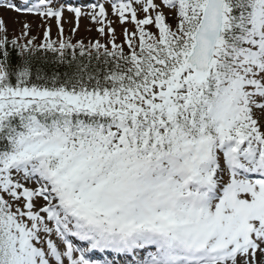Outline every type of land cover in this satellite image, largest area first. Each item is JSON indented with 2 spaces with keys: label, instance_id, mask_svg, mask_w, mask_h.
<instances>
[{
  "label": "snow or ice",
  "instance_id": "6c2138e0",
  "mask_svg": "<svg viewBox=\"0 0 264 264\" xmlns=\"http://www.w3.org/2000/svg\"><path fill=\"white\" fill-rule=\"evenodd\" d=\"M0 8V264H264V0Z\"/></svg>",
  "mask_w": 264,
  "mask_h": 264
},
{
  "label": "rangeland",
  "instance_id": "374dc122",
  "mask_svg": "<svg viewBox=\"0 0 264 264\" xmlns=\"http://www.w3.org/2000/svg\"><path fill=\"white\" fill-rule=\"evenodd\" d=\"M0 17H2L7 25L8 28V35L9 37L13 35H18L22 29L23 24L25 22L29 23L31 25V34L37 35L38 38L42 37L43 27H41L42 21L38 16H25L20 15L15 12L6 10L4 8H0ZM52 27V36L55 39L56 38V25L55 21L49 22ZM74 26V20L71 17L70 14H66V21L64 23L65 27V35H70V29ZM95 25H93L87 18L81 19V25L76 33L75 36H73V39H84L86 42L89 39H94L98 37V33L95 30ZM91 28L92 30L89 31L88 29ZM117 31H120V27L117 26Z\"/></svg>",
  "mask_w": 264,
  "mask_h": 264
}]
</instances>
